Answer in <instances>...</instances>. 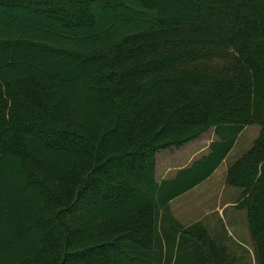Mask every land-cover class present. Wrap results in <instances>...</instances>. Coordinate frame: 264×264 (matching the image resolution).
I'll list each match as a JSON object with an SVG mask.
<instances>
[{
	"label": "trees",
	"instance_id": "trees-1",
	"mask_svg": "<svg viewBox=\"0 0 264 264\" xmlns=\"http://www.w3.org/2000/svg\"><path fill=\"white\" fill-rule=\"evenodd\" d=\"M36 26L65 46L43 69L17 55ZM68 59L92 65L77 102ZM251 124L225 181L264 264V0H0V264H234L169 201ZM210 128L209 152L158 182L156 153Z\"/></svg>",
	"mask_w": 264,
	"mask_h": 264
},
{
	"label": "rangeland",
	"instance_id": "rangeland-1",
	"mask_svg": "<svg viewBox=\"0 0 264 264\" xmlns=\"http://www.w3.org/2000/svg\"><path fill=\"white\" fill-rule=\"evenodd\" d=\"M55 32L56 31L42 26H36L24 36L27 41L20 46L17 55L24 52L25 54H20L19 57L24 55V57L27 58L29 55L30 58H34V60L36 59V64L34 66H36L37 69L47 68L41 58V55H43L41 52H46V48L65 47L61 42L55 39ZM30 42L34 43L33 47H27ZM35 56H38L40 59ZM54 65L60 74L65 78H69L64 86L67 87L68 94L73 96H70L73 102H77L80 95L92 92L88 89V86L93 84L89 79L92 65L79 63L71 59L54 63ZM259 131L260 127L257 124L245 126L238 134L233 149L227 156V159L221 164V166H219L215 174L197 189L184 194L176 202V212H179L178 216H180L179 220L183 223L182 225L185 226V224H191L195 222V220L201 221L208 230L209 235L218 244L221 242L222 245L227 248L228 255L234 260V264H255L254 247L248 228L246 210L239 209L236 206V209L234 207L227 208L224 212V216L220 219L217 210L214 208L215 206H220L219 192L222 185L229 187V191H225L222 199L227 198L233 200L237 197L238 191H241L239 188L226 183L225 176L227 168L252 145L253 140L258 136ZM211 134L212 130L210 128L204 132V137L200 139L205 140L204 143H208ZM194 143L196 144L197 140L194 139V141H190L189 144L186 146L183 145V147H170L158 151L155 158V165L156 163L158 164L157 169L163 171L166 167L165 163L168 164L169 161L173 159L171 171H168L167 174H165L169 176L178 167H181L185 163H190L191 160L188 162L182 160V154H177L176 151L181 148V150L184 151L188 149L190 150L193 148ZM242 230H245L246 233H243Z\"/></svg>",
	"mask_w": 264,
	"mask_h": 264
},
{
	"label": "crops",
	"instance_id": "crops-1",
	"mask_svg": "<svg viewBox=\"0 0 264 264\" xmlns=\"http://www.w3.org/2000/svg\"><path fill=\"white\" fill-rule=\"evenodd\" d=\"M211 130H212V134H211V136H209L210 137V140H209V142L208 143H204L205 142V140H203V139H200V138H202V137H204L203 135H204V133L199 137V138H197V139H195V140H197V143L195 144L194 143V146H193V148H191L190 150L188 149V150H186V151H184V150H181V149H177V154H182V160H185L186 162H188V161H190V163H185L184 165H182L181 167H178L177 169H175L174 171H173V173H171L169 176L168 175H165V174H167V172L168 171H171V166H172V163H173V159H171L170 161H169V163L168 164H166L165 163V168H164V170L163 171H160V170H158L157 169V163H156V165H155V177H156V180L158 181V182H160L161 180H164V179H170V178H172V177H174V175L176 174V172H177V170H179V169H181V168H183V167H187V166H189L194 160H196V159H199V158H201L202 156H204V155H206L208 152H209V144H210V142L211 141H215V140H217L218 139V136L215 134V132H214V130H213V128H211ZM202 140V141H201ZM194 141V140H193ZM190 143V142H189ZM189 143H186V144H184V146H186L187 144H189ZM183 147V146H182ZM233 149V147L231 148V150ZM231 150L227 153V155H226V157L223 159V161L220 163V165L219 166H221V164H223L224 162H225V160L227 159V156L230 154V152H231ZM199 155H201V156H199ZM197 156V157H196ZM194 157H196V158H194ZM180 158V157H179ZM192 158H194V159H192ZM157 161V160H156ZM219 166H218V168H219ZM218 168H216V170L211 174V175H209L207 178H205L202 182H200V183H198L197 185H195L194 187H192L191 189H189V190H187V191H185L184 193H182V194H180V195H178V196H176V197H174L172 200H170L169 201V208H170V210H171V212H172V214H173V216L178 220V222H180L181 224H183L180 220H179V218H180V216H178V213L179 212H176V202L178 201V199L180 198V197H182L184 194H187L188 192H190V191H192V190H195V189H197L199 186H201L206 180H208L209 178H211L214 174H215V172L218 170ZM160 174V175H159ZM228 188L229 187H226V185L224 186V185H222V187H220V192H219V195H220V206H215V210H217V212H218V214H219V217H220V219H221V217L222 216H224V212H225V210L227 209V208H231V207H234L235 209H236V207H235V204H236V202H237V200H238V198H239V195H240V192L241 191H238V195H237V197L235 198V199H233V200H231V199H227V198H223L222 199V196H223V194L225 193V191L227 190V191H229L228 190ZM223 200V201H222ZM208 208V207H207ZM238 210V209H237ZM197 220H199V219H197ZM196 221V220H195ZM185 225H187V224H185ZM240 229V228H239ZM242 232L243 233H246V231L245 230H242ZM220 246H224V245H222V243L220 242Z\"/></svg>",
	"mask_w": 264,
	"mask_h": 264
}]
</instances>
